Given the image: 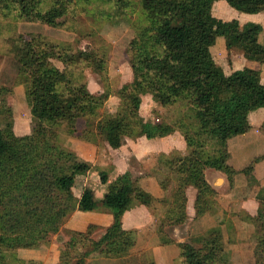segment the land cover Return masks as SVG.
Listing matches in <instances>:
<instances>
[{"label":"trees","instance_id":"16d2710c","mask_svg":"<svg viewBox=\"0 0 264 264\" xmlns=\"http://www.w3.org/2000/svg\"><path fill=\"white\" fill-rule=\"evenodd\" d=\"M233 9L246 13L264 12V0H224ZM216 0H141L148 25L131 43L133 57L131 67L134 79L125 85L117 96L121 108L115 116L102 114L104 103L109 95L94 96L86 84H78L72 74L60 71L52 64L59 59L66 67L86 63L95 72L103 74V59L95 53L80 51L68 54L57 52L55 46L37 41L14 42L13 53L22 67V76L27 86V97L32 104V134L18 137L14 134L13 121L7 130L0 128V263L5 252L21 248H37L35 242L26 236L15 234L21 231L26 222V213H34L37 207L25 212H17L13 201L27 197L52 201L46 191L55 190L71 203L66 213L99 211L103 202L98 200L91 189H85L79 199L73 188L78 175L75 162L67 164L70 156L63 155L48 135L51 129L65 126L70 136L97 143L104 137L110 148L120 149L126 139L138 140L164 138L177 131L169 124H152L140 115L142 97L151 95L163 107L180 101L191 104L195 116L192 128L182 124L190 154L171 159L167 165L173 167L178 176L172 193L168 217L171 224L181 225L187 219V190L197 191L196 219L206 214H216L218 192L209 184L205 172L215 169L226 174L230 181L237 172L228 165V141L250 130V113L264 108V84L260 70L244 67L227 74L216 62L211 49L222 38L227 50L238 49L251 63L264 65V43L260 42L263 27L256 23L240 26L236 22H225L213 15ZM4 4H16L21 16L30 20H40L52 27L59 25L58 19L67 10L65 3L58 1L47 12H41L42 0H0ZM2 96L0 95V102ZM1 106V105H0ZM10 111V109H7ZM0 114L5 111L0 107ZM86 120L87 128L79 134L77 123ZM11 121V119H10ZM56 137L55 132H52ZM214 143L215 154L206 152V145ZM65 165H63L62 163ZM172 168V169H173ZM252 168L243 171L250 175ZM103 183L109 176L101 173ZM254 180V179H252ZM115 203H106L114 221L99 241L84 245V252L75 264H87V259L98 255L106 259H120L129 255L135 246L134 235L123 228L126 212L138 205L152 210L163 203L145 191L130 172L120 175L113 182ZM257 199L260 201L255 217L243 212V220L248 222L258 239V246L264 248V190ZM28 205V204H27ZM45 225L52 232H58L53 224L58 219L56 207H47ZM14 210V211H13ZM155 213V212H154ZM25 214V215H24ZM37 215V212H35ZM44 216L39 215V219ZM44 221V220H41ZM225 225L229 234L235 233L233 220H220L216 226L193 238L197 244L179 243L181 257L185 264H214L227 257L224 244ZM162 228V227H161ZM163 241L174 243L173 241Z\"/></svg>","mask_w":264,"mask_h":264},{"label":"rangeland","instance_id":"374dc122","mask_svg":"<svg viewBox=\"0 0 264 264\" xmlns=\"http://www.w3.org/2000/svg\"><path fill=\"white\" fill-rule=\"evenodd\" d=\"M58 1L65 3L67 12L58 19L57 27L22 17L19 5L0 3V107L5 111V114H0V128L7 130L13 121L12 130L18 137L32 134L33 116L22 67L13 53L14 42L19 44L21 40H35L55 46L57 52L65 50L70 55L80 51L97 54L98 59L105 62L103 74L95 72L84 62L66 67L61 60L53 59L52 64L60 71L72 74L78 84H86L94 96L108 94L109 98L102 109L105 116L118 114L122 104L117 93L134 79L130 63L133 57L131 43L148 25L141 0H42L41 12H47ZM213 15L225 22L239 23L240 26L260 22L263 27L260 42L264 43V12L246 14L233 9L224 0H216ZM211 52L227 74L243 68V53L238 49L227 50L224 39L220 38ZM140 115L146 122L169 124L177 131L170 136L154 140V143H148L142 138L137 146L131 147L125 143V148L123 146L117 150L110 148L102 136L98 138L97 143H92L70 136L65 126L51 129L56 137L49 131L48 138L53 146L63 155L70 156L67 164L75 162L78 167L73 188L75 197L79 199L83 191L89 188L103 205L96 212H82L76 209L74 213L69 214L65 211L71 208L72 204L64 201L65 198L55 190L46 191L52 198L50 203L47 198L32 200L30 197L24 201L28 205L22 202L23 199L11 202L8 206L10 209L17 207L16 204L22 206L16 208L19 213L37 207V215L35 212L24 214L26 222L23 229L17 230L15 234L22 233L21 235L26 236L29 242L33 240L38 247L5 252L0 264H75L87 250L84 245L99 241L113 224L114 217L106 203L116 202L113 182L118 172L124 168H129L138 182L141 179L142 188L148 193L152 191L164 202L156 205L153 211L140 207L131 212V216L135 218L130 217L131 220L127 221L124 227L134 235L136 243L128 256L106 259L93 255L87 259V264H185L177 244L187 243L197 247L193 242L195 236L203 234L218 225L220 220L228 219L232 215L236 217L235 223L233 221L235 233L232 236L226 226L222 225L227 257L214 264H264L263 246H258L253 227L242 219L244 214L240 207L236 206L235 202L229 206V197H222L225 201L216 199L218 211L213 216H206L201 222L194 221L193 215H189L181 225L171 224V221L167 220L172 193L178 180L174 168L169 167L167 161L169 153L171 159L190 154L184 134L179 130L182 124L190 128L194 126V112L188 101L163 107L151 95H145L142 97ZM86 128V120L80 119L77 123L79 134ZM144 143L146 144L142 145ZM215 150L214 143L206 145L208 154H215ZM102 172L108 174V183H103ZM233 193L247 198L248 185L235 189ZM52 205L56 207L58 214V219L53 224L58 232L54 233L50 226L44 223L48 214L47 207ZM248 209L254 211L249 207ZM39 215L44 216L41 219L44 221L39 219ZM3 233L0 231V236ZM163 238L174 243L165 242Z\"/></svg>","mask_w":264,"mask_h":264},{"label":"crops","instance_id":"0c3cea01","mask_svg":"<svg viewBox=\"0 0 264 264\" xmlns=\"http://www.w3.org/2000/svg\"><path fill=\"white\" fill-rule=\"evenodd\" d=\"M256 24H261V23L256 22ZM246 66L260 70L261 82L262 84H264V65L251 63L245 59L243 68ZM237 70H241V69H237ZM248 119L250 124V130L247 133L233 137L228 141L229 159L227 163L232 169H234L237 172V174L233 176V179L231 181L226 174L217 171L215 169H208L205 172V175L209 184L218 192L219 196L216 199H219L220 201H225L222 199V197H224L225 199L226 197H229L228 198L229 206H231V204L235 202V205L239 206L243 212L245 211L250 216L255 217L257 216L260 207V201L257 199V195L261 190H264V108L250 113ZM142 138L146 139L148 143L158 139L156 138L149 140L146 137H142ZM140 139L134 141L133 140L126 141L127 146H131V147L137 146V143H139ZM145 144L146 143L142 145ZM123 146L125 148V145ZM123 146L121 148H123ZM169 154L171 155V153ZM249 167L252 168L250 175L243 173V171ZM127 172H130L133 175V173L131 172V170H129V168H124L123 170H120L118 172L117 178L120 175H124ZM140 181L139 184L141 183ZM247 185H248L247 198L239 197V194H237L236 196L233 193L235 189ZM196 193L197 191L193 187H189L187 190V197H188L187 217L189 215H193L194 218L192 219H194V221L201 222L202 220H204V218H206V216L211 214H206L205 216L196 219V210H195V201L197 195ZM151 194L157 197L152 191ZM140 207L141 208L145 207V209H149L144 205H138L125 213L123 217V228L125 230L129 231L128 229L125 228L126 227L125 224L127 221L131 220L130 217L135 218V216H131L132 215L131 212L133 211L135 212V209H138ZM248 207L253 209L254 211L252 212L251 210L248 209ZM234 218H236L235 215L234 216L232 215V217H230V219H232L235 223Z\"/></svg>","mask_w":264,"mask_h":264}]
</instances>
